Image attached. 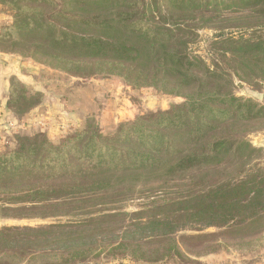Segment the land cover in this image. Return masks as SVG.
I'll return each mask as SVG.
<instances>
[{"label": "trees", "instance_id": "obj_1", "mask_svg": "<svg viewBox=\"0 0 264 264\" xmlns=\"http://www.w3.org/2000/svg\"><path fill=\"white\" fill-rule=\"evenodd\" d=\"M12 1L19 9V19L14 26L3 30L0 38L27 31L37 42H53L58 59L65 55L76 66L96 67L108 75L128 79L136 88H156L182 98L183 102L135 123L123 124L108 135L88 126L62 137L57 143L42 134L21 137L16 149L0 153V181L4 183L0 187L11 190L3 200L13 204L31 203L33 207L24 208L29 215L39 210H58L63 199H69L66 203L75 207L83 204L85 207H80L87 208L98 198L93 196L144 180L181 182L188 174L198 171L200 174L191 182L178 185L199 187L210 180V188L160 208L163 219L154 222H158L164 234L173 232L174 225L183 219L211 220L214 227L244 224L247 220L255 225L256 221L264 219V170L249 169L245 179L235 182L232 176L222 181L230 168L245 173V167L258 153L240 135L247 128L232 127L247 126L255 118L264 119V105L234 95L233 81L225 72L207 68L202 61L192 59L188 52L158 44L165 42L171 31L148 19L151 3L114 0L120 3H113L120 11L102 13L100 9L106 11L103 6L107 0H73L78 6L74 14L62 8L52 12L54 17L67 23L58 27L44 19L49 7L56 8L55 1ZM172 1L179 5L182 2ZM250 6L257 7L256 13L264 17V0H252ZM257 37L256 41H250L235 38L230 33L216 36L221 43L235 47L243 56V66L264 80V38ZM15 83L13 78L6 102L10 107L8 114L16 110L32 111L43 104L42 93ZM224 161L229 162L219 168ZM49 202L56 203L45 204ZM120 217L105 214L79 221L24 227L22 233L19 227L5 228L0 230V236H7L8 232L15 238L23 235L26 251L41 250L43 256L39 259L73 264L86 260L95 251V244L104 242L89 236V231L118 223ZM168 235L148 241L124 238L112 246L111 251L131 254L146 263H157L165 257L183 256V244L201 245L216 237ZM53 245H58L61 252L42 250L44 246ZM61 245L66 248L60 249ZM16 259L18 254L13 251L0 261L15 263Z\"/></svg>", "mask_w": 264, "mask_h": 264}, {"label": "rangeland", "instance_id": "obj_2", "mask_svg": "<svg viewBox=\"0 0 264 264\" xmlns=\"http://www.w3.org/2000/svg\"><path fill=\"white\" fill-rule=\"evenodd\" d=\"M53 1L57 4L56 8L49 7L44 19L58 27L65 26V20L54 17L52 12L64 9L74 14L78 6L73 0ZM181 1L179 5L172 0H146L152 4L147 12L148 19L171 31L170 37L158 44L188 52L192 59L202 61L207 68L225 72L233 81L234 95L264 105V80L249 72V67L243 66V56L237 53L235 47L216 38L218 34L229 33L235 38L250 41H256L257 36L264 38V17L256 13L257 7L251 8L252 0ZM69 2L70 5L66 6ZM113 3L120 5L118 1L107 0L103 6L106 11L100 9V12H119L120 9ZM18 19L19 9L14 1L0 0V33L14 26ZM56 50L53 42H37L27 31L0 38V153L16 149L21 137L35 134L46 135L57 143L64 136L91 126L108 135L123 124L135 123L142 117L159 114L183 102L182 98L164 94L156 88H136L128 79L108 75L96 67L76 66L65 55L58 59ZM13 78L16 85L42 93L43 104L32 111L16 110L14 114H8L10 107L6 106V102ZM12 107L17 109L19 106ZM232 128H247L240 135L258 150L245 167V173L230 168L222 180L228 181L233 176L231 179L237 182L245 179L249 169L264 170V119L255 118L247 126ZM225 162L219 168L229 161ZM198 174V171L190 173L181 182H191ZM181 182L144 180L102 196H93L98 198L91 201L87 208H82L85 207L83 204L75 207L66 203L69 199H63L59 204L60 210H39L32 215L24 209L33 207L31 203L13 204L3 200L11 190L0 187V230L19 227L22 233L24 227L119 214L118 223L89 231V236L104 242L95 244V251L86 260L73 264H264V219L256 221L255 225H251L252 220H247L244 224L231 223L225 227H214L207 219H183L174 225L173 232L164 234L158 222H154L163 219L159 209L173 201L206 192L211 186L210 180L199 187L187 188L179 186ZM0 185L4 183L0 181ZM6 235L0 236V259L13 251L17 252L18 259L15 263L3 260L0 264H58L56 260L39 259L43 256L40 249L26 251L28 248L23 235L16 238L11 232ZM166 235L177 238L183 235L216 237L201 245L186 246L182 243L183 256L165 257L157 263H146L131 254L111 251L112 246L124 238L148 241ZM62 248L66 245H61ZM42 250L46 253L61 252L58 245L44 246Z\"/></svg>", "mask_w": 264, "mask_h": 264}, {"label": "water", "instance_id": "obj_3", "mask_svg": "<svg viewBox=\"0 0 264 264\" xmlns=\"http://www.w3.org/2000/svg\"><path fill=\"white\" fill-rule=\"evenodd\" d=\"M1 56V55H0Z\"/></svg>", "mask_w": 264, "mask_h": 264}]
</instances>
